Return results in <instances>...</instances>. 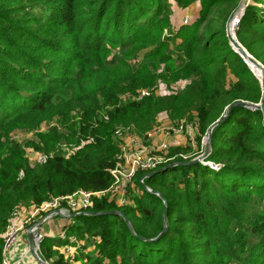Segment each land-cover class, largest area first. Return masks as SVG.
<instances>
[{
    "label": "trees",
    "instance_id": "trees-1",
    "mask_svg": "<svg viewBox=\"0 0 264 264\" xmlns=\"http://www.w3.org/2000/svg\"><path fill=\"white\" fill-rule=\"evenodd\" d=\"M170 1L184 8L199 4L200 10L196 20L163 39ZM240 1L0 0V263L17 207L111 188L119 128L144 138L166 114L173 123L197 120L202 138L235 102L261 103L262 85L226 33ZM236 38L264 67V0L246 8ZM109 47L120 54L110 59ZM175 51L177 73L190 78L189 85L177 95L153 91L137 100L157 86L162 65L172 70ZM72 114L81 118L72 139L86 143L69 158L55 154L33 164L9 141L14 130L55 119L66 124ZM184 163L171 158L150 174ZM144 176L136 177L140 193L130 206L102 197L90 210L119 211L133 231L118 215L79 216L64 227L92 245L79 264H264L262 111L235 108L214 128L204 161L147 178L145 186L163 200L140 185ZM64 241L46 238L41 259L69 264L56 250Z\"/></svg>",
    "mask_w": 264,
    "mask_h": 264
},
{
    "label": "built area",
    "instance_id": "built-area-1",
    "mask_svg": "<svg viewBox=\"0 0 264 264\" xmlns=\"http://www.w3.org/2000/svg\"><path fill=\"white\" fill-rule=\"evenodd\" d=\"M185 23L187 24L189 21L186 20ZM237 25L238 23L236 26ZM152 92L153 90L141 92L137 100L149 97ZM197 127V120L184 119L172 123L167 127L156 126L149 131L144 138L139 137L133 132L129 134L121 130L116 131L115 137L120 144V154L116 158L115 168L110 170V174L113 178L111 188L104 192L80 190L71 195L54 198L40 206H36L38 207L37 210L39 213L44 216L40 219L30 218V226L25 231H19L8 223L4 233L2 261L0 264H29V259H32L34 264H39L38 260L30 251V237H32L35 252L40 258L41 243L46 239L43 235V231H41L43 226L56 218L70 221L74 219L72 215L79 217L81 214L90 212L95 198L108 196H110V198L116 197L114 202H116L119 207L130 206L132 202L127 199V193L129 189L135 187V180L138 174L145 175L140 180V185L144 186L146 191L151 193L152 190L147 188L144 184L147 179L146 176L156 170L160 165L169 161V159L162 158L158 154H167L170 149V144L167 141L156 144L153 142V137L158 134H162L166 139L186 136L191 142H194V134L197 132ZM207 137L208 133L203 138L204 152L208 144ZM110 201H112V199H110ZM21 207L22 206H19L15 209L9 222L11 219H15L21 214ZM62 232V234H64V230ZM24 234L27 239V249L21 256L16 258V249ZM69 241L72 242V239ZM80 244H76L75 246L66 244L61 247H56V250L64 255L65 260H68L69 264H79L76 256L83 250L86 242Z\"/></svg>",
    "mask_w": 264,
    "mask_h": 264
},
{
    "label": "rangeland",
    "instance_id": "rangeland-1",
    "mask_svg": "<svg viewBox=\"0 0 264 264\" xmlns=\"http://www.w3.org/2000/svg\"><path fill=\"white\" fill-rule=\"evenodd\" d=\"M169 6H170V10L172 11L170 13L171 23L169 30L164 31L163 39L166 37H170L174 31H177L178 28L182 27L183 25H186L185 23L186 20H188L189 23H192L194 20H196L200 10L199 4H194L184 8L178 6L174 1H170ZM108 49L111 52L109 55L110 59L120 54L119 50L115 47H109ZM168 49L170 51H174V44L170 43ZM151 50L152 48L149 51ZM166 56L167 57L169 56L168 52ZM177 57H178V52L175 51L170 58V62L168 63V65H170V68H172L171 71H168V66L165 64L160 67V71L158 72L157 86L154 87L153 90L158 97L177 95L183 92L191 82L190 78L177 73L178 71V64L176 60ZM121 99L125 100L126 96H122ZM100 115L102 117L103 115H105V113H100ZM165 115L166 114H163L161 116V119L166 120ZM106 118L107 117H105L104 119L107 120ZM71 119L72 120L66 124H62L58 119H55L49 124H43L40 127L31 130H21V129L14 130L9 134V141L11 143L20 146L21 150L24 153L25 158L33 164L44 162L48 157H52L55 154L62 155L63 158H69L71 155H74L76 153L78 148L84 146V144L86 143V142L78 143L76 141L77 136L75 137L76 140L74 138H73L74 140L72 139L75 129L78 126L79 122L81 121V118L72 114ZM161 124H163V122ZM53 129H57V131L53 132ZM118 130L121 129L119 128ZM124 132L130 134L133 131L126 130ZM203 138L204 137L201 138L198 132H196L194 134V142H191L189 138L186 136L179 137L178 139H172L174 142H172L171 140L170 149L168 153L158 154V155L166 159H171V158L182 159L184 162H189L192 160L194 161L200 158L204 153ZM139 193L140 192H138L137 186L135 185L134 188L128 190L127 199L133 203L136 196L139 195ZM54 198L56 199L58 197H54ZM54 198H51L50 200ZM108 198L112 199V201L114 202V199L116 197L110 198V196H108ZM116 205L118 206L117 203ZM73 222L74 221H72V223ZM72 223L69 226L73 225ZM62 233H60L61 234L60 237L61 239L65 240L64 242H68V245L75 246L76 244L79 245L80 243L86 242V246L82 250L83 252H80L79 255L76 256L78 262L79 260L86 261L87 260L86 253L91 250V246H92L89 245L90 242L87 241L86 239L81 241H77L78 239L75 240L73 235H71L72 234L71 229L69 231H66V233L64 234ZM45 234L46 232L43 233V235ZM68 238L72 239V242H69L70 239ZM84 251L86 252L85 254ZM44 262L46 263L47 261ZM47 263L51 264L52 260Z\"/></svg>",
    "mask_w": 264,
    "mask_h": 264
},
{
    "label": "water",
    "instance_id": "water-1",
    "mask_svg": "<svg viewBox=\"0 0 264 264\" xmlns=\"http://www.w3.org/2000/svg\"><path fill=\"white\" fill-rule=\"evenodd\" d=\"M252 2V0H241L237 6V8L232 12V14L230 15L227 24H226V33H227V37L230 43V46L232 47V49L238 53L241 58L245 61V63L248 65V67L251 69V71L253 72V74L258 78V80L260 81L262 88H263V98L262 101L259 105H253V104H249V103H245L243 101H238L235 102L227 111L226 115H224L219 121H217L208 131V144L206 147V151L204 152V154L192 161V162H188V163H184V164H177L178 166H190V165H194L199 163L201 160H204L205 158H207L210 153L212 152V134H213V130L215 127H217L219 124L223 123L225 121V119L227 118V116L235 109V108H246V109H252V110H260L264 113V67L261 65V63H259L257 60H255L238 42L237 38H236V24L239 23V21L242 19V17L244 16L245 10L246 8L250 5V3ZM177 165H171L168 168L158 171L154 174H148L146 177L150 178L155 174L158 173H162L164 171H167L168 169L174 168ZM157 196H159L162 200L163 197L159 194V193H155V192H151ZM84 215H97V216H113V215H118L124 218V220L127 222L128 226L130 227L131 231H133L129 220L119 211H110V212H105V213H85V214H81L80 216H84ZM76 215H72V218H75ZM167 232V229H165L164 233H162L159 237L163 236L165 233ZM29 245H30V251L32 253V255L38 260L39 264H47L44 261H42L39 256L37 255V253L35 252V247L33 244V240L32 237H30L29 239Z\"/></svg>",
    "mask_w": 264,
    "mask_h": 264
},
{
    "label": "crops",
    "instance_id": "crops-1",
    "mask_svg": "<svg viewBox=\"0 0 264 264\" xmlns=\"http://www.w3.org/2000/svg\"><path fill=\"white\" fill-rule=\"evenodd\" d=\"M161 116L158 119L159 125H157V126L167 127L173 123L169 120L167 115H165L166 120L161 119ZM162 122H163V124H161ZM178 138L174 137L171 139H166L162 136V134H158V135H155L153 137V142L158 144L160 142H166L167 141L170 144L172 139H178ZM172 142H174V141L172 140ZM21 208H22L21 214L17 218L11 219V221L9 222L10 226L14 227L15 229H17L19 231H25L30 226V222H29L30 218L33 217V218L40 219V218H42V216H44L43 214L39 213V211L37 210L38 207H36V206H33V205L23 206L22 205ZM68 224H69V221L64 220L62 218H56V219H53L52 221H50L48 224H45L41 231H43V233L46 232V234L44 235L45 238L55 239V238L60 237V235H61L60 233H62L64 227H67ZM20 246H21V248H20ZM26 249H27V239H26V236L24 234L23 237H21V240L17 246L16 258L21 256L22 253H24L26 251ZM28 263L34 264V261L32 259H29Z\"/></svg>",
    "mask_w": 264,
    "mask_h": 264
}]
</instances>
